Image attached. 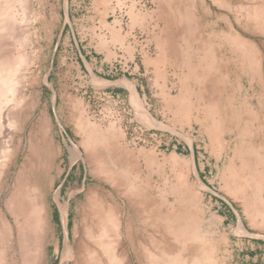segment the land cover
Here are the masks:
<instances>
[{
    "label": "rangeland",
    "instance_id": "374dc122",
    "mask_svg": "<svg viewBox=\"0 0 264 264\" xmlns=\"http://www.w3.org/2000/svg\"><path fill=\"white\" fill-rule=\"evenodd\" d=\"M0 71V264H31L40 207L39 264H73L91 192L123 214L126 264H264V0H0Z\"/></svg>",
    "mask_w": 264,
    "mask_h": 264
},
{
    "label": "bare ground",
    "instance_id": "6f19581e",
    "mask_svg": "<svg viewBox=\"0 0 264 264\" xmlns=\"http://www.w3.org/2000/svg\"><path fill=\"white\" fill-rule=\"evenodd\" d=\"M13 1V0H12ZM23 15V14H22ZM237 41V40H236ZM16 68V67H15ZM3 70V69H2ZM9 70V68H8ZM13 69H11L10 71H12ZM7 71V70H5ZM1 73V71H0ZM6 73V72H5ZM11 73V72H9ZM3 71H2V76H0V97L4 96V94L8 91H10L9 93H12L13 91L16 90H11L12 87L11 85L14 84H8L9 81H7V84L4 83L6 80L5 77L3 76ZM8 75V73H7ZM10 77L12 76V74H9ZM15 75V74H13ZM9 77V78H10ZM7 80H10V79ZM13 79V78H12ZM20 81V80H19ZM4 83V84H3ZM18 84V83H17ZM17 84H15V87L17 86ZM14 88V86H13ZM17 88V87H16ZM194 88V87H193ZM235 88V87H234ZM188 90V89H187ZM7 92V93H8ZM17 92V91H16ZM16 92L14 94V96L16 95ZM192 92V91H191ZM194 92V91H193ZM192 92V93H193ZM235 92V91H234ZM185 95V94H184ZM244 95V94H243ZM13 96V94H12ZM18 96V95H17ZM179 96V95H178ZM187 96V95H186ZM195 96V95H194ZM193 96V97H194ZM231 96V94H230ZM228 97V96H227ZM226 97V98H227ZM236 97V96H235ZM19 98V97H18ZM12 99V98H11ZM198 99H200L198 97ZM204 99V98H203ZM207 99V98H206ZM228 99V98H227ZM17 100V99H16ZM205 100V99H204ZM203 100V101H204ZM185 101V99H184ZM208 101L209 104V108L210 110L215 113L214 111H216L219 107H221V102L218 99H214V97H209L206 102ZM258 101V100H257ZM4 102H8L7 100H5ZM3 102V103H4ZM12 102L11 100L7 103V105H10ZM14 102V101H13ZM198 102V101H197ZM205 102V101H204ZM10 103V104H9ZM189 103V102H188ZM252 103V102H251ZM249 103V104H251ZM262 104V103H260ZM4 105V104H3ZM188 105V104H187ZM190 105V104H189ZM5 106V105H4ZM13 106V105H12ZM14 107V106H13ZM3 109V107L1 108V110ZM143 111V116L145 118L149 117V114L145 111L144 108H142ZM2 112V111H1ZM0 112V114H1ZM9 113H7L8 115ZM227 114V113H226ZM257 114V113H256ZM255 114V115H256ZM7 115L5 117H7ZM10 115V114H9ZM191 115V114H190ZM1 117V116H0ZM248 117V116H247ZM257 117V116H256ZM9 119V118H8ZM253 119V118H252ZM258 119V118H257ZM1 120V119H0ZM149 120V119H148ZM152 120V119H151ZM11 121V119H10ZM145 121V120H144ZM150 121V120H149ZM196 124L198 125V131L199 134L202 136H204V134H206L207 136V146L209 145L210 147H213L215 145H217L218 139H219V129H218V124L219 122H217L218 124L217 127L209 129L208 125L205 122H202L200 120H195ZM262 121V120H261ZM259 121V122H261ZM1 122V121H0ZM151 122V121H150ZM2 124V123H0ZM246 124V123H245ZM224 125V124H223ZM8 126V125H7ZM220 126V124H219ZM247 126V124H246ZM14 127V126H13ZM253 127V126H252ZM244 129V128H243ZM250 132V131H248ZM1 134V133H0ZM182 135V133H181ZM12 136V135H11ZM186 138V137H185ZM188 138V137H187ZM229 138V137H228ZM235 138V137H234ZM206 139V138H205ZM194 140V139H193ZM255 141V140H254ZM186 142V141H185ZM190 146L191 148L193 147V142H192V137H190ZM229 142V141H228ZM224 143V142H223ZM189 144V143H188ZM228 144V143H227ZM41 145V144H40ZM31 146V145H30ZM183 146V145H182ZM40 147V146H39ZM198 147V146H197ZM8 148V147H7ZM28 148V147H27ZM9 149V148H8ZM223 149V148H222ZM225 149V148H224ZM28 150V149H27ZM216 150V149H215ZM2 151V150H1ZM3 153V152H2ZM191 153V152H190ZM32 154V153H31ZM12 155V154H11ZM34 155V154H33ZM49 155L50 152L49 150L46 148L45 152H44V156H40L37 155L38 157V161H42L43 165V171L45 172V161L47 164V160L49 159ZM36 156V155H35ZM2 157V156H1ZM4 157V156H3ZM204 158V157H203ZM3 159V158H2ZM28 159V158H27ZM189 160H190V168L192 173L195 174L196 177V182L198 183V185L202 188H207L206 184L202 181V179L199 176V171L197 169L196 163L194 161V155L193 153L190 154L189 156ZM36 161V160H35ZM3 162V161H2ZM33 162V161H32ZM215 162V161H213ZM1 164V163H0ZM25 164V163H24ZM28 164V163H27ZM31 164V163H30ZM29 164V165H30ZM3 165V164H1ZM36 165V164H35ZM23 166V165H22ZM26 166V165H25ZM33 167V166H32ZM182 167V166H181ZM25 169V167L23 166L22 169ZM36 168V167H35ZM34 168V169H35ZM221 168V167H220ZM30 170V169H29ZM38 170V167H37ZM246 170V169H245ZM251 170V169H250ZM95 171V170H94ZM190 171V170H189ZM244 171V170H242ZM2 172V171H1ZM32 172V171H31ZM18 173V172H17ZM219 173V172H218ZM27 174V173H26ZM26 174H24V178L26 176ZM243 174V173H242ZM32 176V175H31ZM103 176V175H101ZM100 176V179H101ZM222 176V175H221ZM244 176V175H243ZM242 176V177H243ZM257 176V175H256ZM23 178V177H22ZM26 178H28V175L26 176ZM102 179H105V182L112 184V180L109 177H105ZM36 180V179H35ZM34 180V181H35ZM246 181V180H245ZM26 184V183H25ZM18 185V184H17ZM197 185V186H198ZM238 185L239 182H238ZM15 186V185H14ZM112 186V185H111ZM115 186V185H114ZM118 189H114L115 192H117V196L119 195L124 196L123 192L119 190V187L116 186ZM253 197L252 198H248L247 200L242 202V206H243V210L246 213L247 217L250 218L251 215L255 214L256 210H261L263 211V206L262 204L259 202V196L262 195L259 187H258V181L254 180L253 183ZM122 188V187H121ZM199 190V189H198ZM210 190V189H209ZM27 192V191H26ZM97 192V191H96ZM20 193H18L17 197V204L16 207H14L12 209V211H14V215L12 216V221H14V226L16 227V231H17V237H16V244L18 247L19 252L21 253V251H23L25 249V247H23L24 242L22 241V232H24V217L21 215L22 213V205L20 202ZM35 197V196H34ZM129 198V197H127ZM126 198V199H127ZM224 199V198H223ZM130 200V199H129ZM23 201V200H22ZM99 202V203H98ZM132 202H134L132 200ZM131 202V203H132ZM84 203H88L89 204V213L83 218V228H82V235L84 240L82 242V246H80V250H82L81 252H83L79 257L75 256V253L71 255L70 251H69V243L66 242V247L64 248V252H63V259H67L69 257H72L74 263L73 264H126L125 263V258L123 257V255H118L117 252V247L119 245V243H121L122 241V217L123 214L121 212V210L118 209L117 206L113 205L112 201H111V197L107 194L105 195L104 199H99L98 195L96 193H89V195H85L84 198ZM98 203V205L96 204ZM125 203V202H124ZM140 204V203H139ZM135 205V204H134ZM28 207V206H27ZM146 208L147 205L145 206ZM9 210V207H5V209ZM30 208V207H29ZM144 208V207H143ZM151 208V207H150ZM150 208L148 210H150ZM6 209V210H7ZM22 209V210H21ZM144 210H146L144 208ZM29 211V210H28ZM35 211V210H34ZM60 211L62 214V217L65 218L67 215V204H60ZM10 212V210L8 211V213ZM24 212V211H23ZM264 212V211H263ZM151 213V212H150ZM10 214V213H9ZM154 217V216H153ZM35 223H37V227H38V237L40 238L41 244L40 247L39 245L37 246V244H33L30 248H34V255L31 256L33 258V261L31 262V264H39L40 260H42L41 258V254L39 253V248L41 250H43L44 245L43 242L45 241V237L47 235V232L45 230V209H43L42 207L39 208V211H35V214L33 216ZM216 218V217H215ZM26 219V218H25ZM32 219V218H31ZM6 222V221H5ZM1 226V225H0ZM156 227V225L154 226ZM158 227V226H157ZM26 229V228H25ZM156 229V228H155ZM148 231V230H147ZM164 231V230H163ZM75 232V231H74ZM150 234V232H148ZM189 234V233H188ZM36 235V234H35ZM32 236V235H31ZM76 236V235H75ZM163 236V235H162ZM167 236V235H166ZM165 236V237H166ZM140 237V236H139ZM4 238V237H3ZM8 238V237H7ZM30 238V237H28ZM37 238V237H36ZM199 238V237H198ZM87 239V240H86ZM125 239V238H124ZM148 239V238H147ZM154 239V237H153ZM3 240V239H1ZM29 240V239H28ZM150 240V238H149ZM167 240V239H166ZM125 241V240H124ZM123 241V242H124ZM142 242V241H141ZM151 242V241H149ZM153 242V241H152ZM151 245L154 244V242ZM2 244V243H1ZM0 244V245H1ZM31 245V244H30ZM43 245V246H42ZM74 245V244H73ZM12 246V245H11ZM42 246V247H41ZM122 246V245H121ZM39 247V248H38ZM56 248V247H55ZM122 248V247H121ZM124 248V247H123ZM166 248V247H165ZM211 248V247H210ZM3 249V246H2ZM8 249V248H7ZM27 249V248H26ZM148 249V248H147ZM9 250V249H8ZM58 249L56 248V251ZM79 250V251H80ZM127 250V249H126ZM73 251V250H71ZM4 253V252H3ZM77 253V252H76ZM26 256V255H25ZM19 257V256H18ZM62 259V261H63ZM31 260V258H30ZM129 260V259H128ZM1 262V260H0ZM25 262V261H24ZM129 261H127L128 263ZM2 263V262H1ZM63 263V262H61ZM132 263V262H131ZM64 264V263H63ZM129 264V263H128Z\"/></svg>",
    "mask_w": 264,
    "mask_h": 264
},
{
    "label": "crops",
    "instance_id": "0c3cea01",
    "mask_svg": "<svg viewBox=\"0 0 264 264\" xmlns=\"http://www.w3.org/2000/svg\"><path fill=\"white\" fill-rule=\"evenodd\" d=\"M78 52H79V57H80V60H81V61H83V59H84V56H83V54H82L81 50H79V49H78Z\"/></svg>",
    "mask_w": 264,
    "mask_h": 264
}]
</instances>
